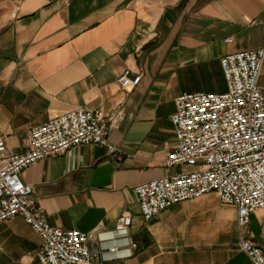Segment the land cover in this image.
<instances>
[{"label": "crops", "instance_id": "1", "mask_svg": "<svg viewBox=\"0 0 264 264\" xmlns=\"http://www.w3.org/2000/svg\"><path fill=\"white\" fill-rule=\"evenodd\" d=\"M260 47L264 0H0V137L7 154L22 153L34 127L66 111H120L118 154L82 145L22 172L48 222L105 233L130 212L138 249L94 264H252L239 239L264 248V209L241 230L237 209L210 192L144 221L135 189L180 170L165 166L176 99L226 92L222 57ZM125 69L142 74L130 91L117 82ZM42 245L15 217L0 227V264H41Z\"/></svg>", "mask_w": 264, "mask_h": 264}, {"label": "built area", "instance_id": "2", "mask_svg": "<svg viewBox=\"0 0 264 264\" xmlns=\"http://www.w3.org/2000/svg\"><path fill=\"white\" fill-rule=\"evenodd\" d=\"M221 66L226 92L190 93L176 99L172 123L177 143L165 166L180 170L136 187L144 221L210 192L237 209L241 230L253 213L264 209V90L259 84L264 47L227 54ZM141 80V73L125 69L117 82L130 91ZM121 115L120 111L71 109L34 127L29 147L22 153L7 154L6 140L0 137V227L23 217L43 242L41 264H94L98 258L131 257L138 249L130 236V212H123L115 229L105 233L55 227L48 222L33 185L22 179L26 168L82 145H98L118 154L110 134ZM95 239L102 243L97 253L89 245ZM239 245L252 264H264L263 247L243 233Z\"/></svg>", "mask_w": 264, "mask_h": 264}]
</instances>
